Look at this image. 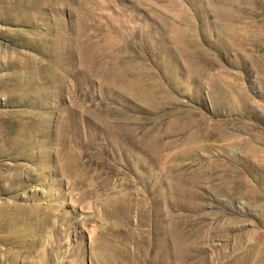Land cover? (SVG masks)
Segmentation results:
<instances>
[{"label": "rangeland", "instance_id": "374dc122", "mask_svg": "<svg viewBox=\"0 0 264 264\" xmlns=\"http://www.w3.org/2000/svg\"><path fill=\"white\" fill-rule=\"evenodd\" d=\"M0 264H264V0H0Z\"/></svg>", "mask_w": 264, "mask_h": 264}, {"label": "bare ground", "instance_id": "6f19581e", "mask_svg": "<svg viewBox=\"0 0 264 264\" xmlns=\"http://www.w3.org/2000/svg\"><path fill=\"white\" fill-rule=\"evenodd\" d=\"M260 163V162H259Z\"/></svg>", "mask_w": 264, "mask_h": 264}]
</instances>
